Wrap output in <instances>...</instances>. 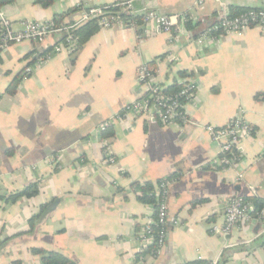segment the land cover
Listing matches in <instances>:
<instances>
[{
    "label": "crops",
    "instance_id": "0c3cea01",
    "mask_svg": "<svg viewBox=\"0 0 264 264\" xmlns=\"http://www.w3.org/2000/svg\"><path fill=\"white\" fill-rule=\"evenodd\" d=\"M121 1L53 0L43 7L13 0L0 10L14 29L28 20L55 24L62 14L56 25L66 26L81 22L83 9ZM223 6L264 9V0H146V12L188 13L189 24L177 33L146 27L142 18L138 28L99 24L75 52L52 53L61 34L0 49V264H42L36 248L77 264L216 257L220 264H264V221L228 235L216 231L226 223L225 204L233 196L261 200L264 209V31L250 27L199 43ZM145 63L166 88L188 78L197 82L191 121L163 124L125 111L145 96L139 74ZM29 66L33 72L26 74ZM238 116L253 135L239 143L238 163L225 166L205 125L223 126ZM106 121L109 131L100 129ZM103 140L117 162L104 161ZM167 178L176 179L167 196L169 231L154 256L145 228L157 208L139 198L135 183L152 182L158 203V182ZM30 185L37 194L13 200Z\"/></svg>",
    "mask_w": 264,
    "mask_h": 264
},
{
    "label": "built area",
    "instance_id": "2783aa9c",
    "mask_svg": "<svg viewBox=\"0 0 264 264\" xmlns=\"http://www.w3.org/2000/svg\"><path fill=\"white\" fill-rule=\"evenodd\" d=\"M134 0H124L121 2L108 3L103 5L90 6L83 9L81 22L66 26H58L53 23L41 21H23L20 29H14L12 20L5 17L0 10V49L6 50L11 45L20 44L24 41H34L43 43L51 35H62V39L52 49V53L61 52L67 49L69 52H75L78 48L77 40L72 33L74 29L90 19L98 18L100 26L110 28L114 25L122 27L138 28V22L135 16H139L133 9L132 2ZM205 0H199L204 3ZM112 9H117L112 12ZM124 13L126 17L120 14ZM142 21L147 27L154 24L158 32L177 33L180 31L182 24L188 22L189 14H162L155 10L145 11L140 14ZM129 16H133L129 18ZM256 27L264 31V9L250 8L238 14H232L223 6L220 19L213 24L207 26L197 37L199 43H204L208 39L217 41L223 34L236 32L240 33L247 28ZM33 68L31 66L25 69L26 74H31ZM141 80L147 87L145 96L126 106L125 111L134 114V116H142L145 114L153 115L163 124H185L191 121L190 112L188 110L189 103L194 100L197 92V82L192 79H186L181 88L176 92L169 93L166 87L157 82L156 71L148 64H143L139 69ZM111 121L104 122L101 130H105ZM205 128L220 146L221 163L225 166H234L240 160L237 154L239 143L244 137L253 135V128L242 117L238 116L231 119L226 125L217 126L214 124H206ZM103 158L107 163H115L116 158L111 151L110 143L103 140ZM54 160L49 161H55ZM83 163V160H81ZM176 181L175 178L163 179L159 184V200L158 214L153 223L148 224L145 228V236L156 242L154 256L166 245L168 236V203L167 196L170 186ZM226 223L222 228H216L223 235L230 234L235 228L243 227L250 224L254 220L264 221V209H257L252 201L245 199L240 195L231 197L225 204ZM158 225L156 235H153L152 225ZM145 256V248L140 250V257ZM204 264H220V258L216 257L211 260H201ZM179 264H193L182 262Z\"/></svg>",
    "mask_w": 264,
    "mask_h": 264
},
{
    "label": "trees",
    "instance_id": "16d2710c",
    "mask_svg": "<svg viewBox=\"0 0 264 264\" xmlns=\"http://www.w3.org/2000/svg\"><path fill=\"white\" fill-rule=\"evenodd\" d=\"M12 1L13 0H0V6L8 4ZM37 2L40 3L43 7H48L53 3V0H37ZM116 10L117 9H112V12H115ZM244 10L245 9L241 10L238 8H234V9H231L230 12L232 14H238ZM120 15L122 17H126V15L124 13H121ZM62 16H63V14L59 18H56V17L54 18L53 21H54L55 25L63 22ZM131 17H133V16H129V18H131ZM133 18H135V20L137 22H140V20H141V16H135ZM186 24H189V22H187ZM99 29H100V27H99L98 18L90 19V20L84 22L83 24H81L78 28L74 29L72 33L76 37L77 44H78V48L76 51L81 49L85 45V43H87L89 41V39L95 33H97V31ZM180 73L182 74V72H180ZM25 76H27V75L24 74L23 77H25ZM180 88H181V85L174 84V85L166 88V91L169 93H173V92H176L177 90H179ZM15 89H16V81L10 86L9 92L14 93ZM111 126L109 125L106 129L109 131L111 129L110 128ZM108 134H110V133L108 132ZM167 179H169V178H167ZM162 180H160L158 183L160 184L162 182ZM135 186H136L137 190H139V192H140V194H138V196L142 201L152 202L156 205V208H157L156 218H157L158 203L156 201L155 192H154V185L152 184V182H144V183L136 182ZM37 193H38L37 186L30 185L26 189H24L22 192L13 196V200H16L17 198H19L20 196H23V195L33 196ZM255 205H256L257 209H261L263 206V202L261 200L255 199ZM43 208L44 207H42V210H43ZM156 218H155V220H156ZM157 230H158V225L153 224L152 225V232H153L154 236L156 235ZM154 246H156V242H154ZM34 251L41 256V263L42 264H77L76 262H74L73 260H71L70 258H68L67 256H65L59 252L47 251V250L40 249V248H36V249H34ZM193 264H204V261L199 260V261L193 262Z\"/></svg>",
    "mask_w": 264,
    "mask_h": 264
},
{
    "label": "water",
    "instance_id": "95a60500",
    "mask_svg": "<svg viewBox=\"0 0 264 264\" xmlns=\"http://www.w3.org/2000/svg\"><path fill=\"white\" fill-rule=\"evenodd\" d=\"M132 5L137 15L143 14L145 12L146 0H134Z\"/></svg>",
    "mask_w": 264,
    "mask_h": 264
}]
</instances>
